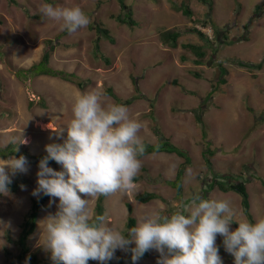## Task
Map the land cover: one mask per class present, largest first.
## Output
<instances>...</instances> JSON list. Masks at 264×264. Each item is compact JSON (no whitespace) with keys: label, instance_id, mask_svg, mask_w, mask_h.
Masks as SVG:
<instances>
[{"label":"rangeland","instance_id":"obj_1","mask_svg":"<svg viewBox=\"0 0 264 264\" xmlns=\"http://www.w3.org/2000/svg\"><path fill=\"white\" fill-rule=\"evenodd\" d=\"M123 1L139 22L135 32L130 30L131 26L125 29L116 21L119 0H0V148L13 144V137L23 138L26 144L18 145L19 139L13 144L19 147L20 155L39 157L46 152V145L63 143L59 138L63 130V138L67 137L66 127L73 118L72 104L78 94L95 90L104 96L105 103H114L105 94L111 87L127 101L136 97L133 76L143 74L140 85L145 96L154 99L151 115L154 120L149 117L150 101L134 100L127 106L130 117L143 122L140 133L143 141L157 143L154 133L157 124L166 137L187 151L192 164L184 174L183 192L179 196L172 183L176 182L181 158L165 153L140 158L142 168L135 178L134 190L118 192L104 200L108 226L125 234L129 216L137 223L151 213L171 215L177 211L174 204L184 203L195 193L203 196L214 174H232L240 180L249 178L244 183L252 220L242 209L238 194L224 193L219 187L206 194V199L228 200L236 207L233 208L237 216L230 230L238 228L237 220L255 223L264 219V67L251 72L227 62L264 60V0H211L212 6L199 0ZM46 3L54 7L80 6L90 18L88 27L62 38L71 47L59 46L52 54L51 66L75 72L78 78L73 82L42 76L24 79L17 74L40 60L44 40L65 32L60 22L41 14L40 8ZM182 4L190 8L191 17L185 15ZM257 6L260 8L256 9ZM204 21L207 26L203 25ZM95 24H103L117 42L98 36ZM191 28L203 31L207 38L185 33L175 48L163 43L159 33ZM140 30L142 34L138 33ZM96 43L111 60L110 64L94 55ZM185 45L202 47L205 56L198 57L197 52ZM218 63L226 69L224 84L217 79ZM194 73L201 78L196 79ZM212 91L210 100L202 106L203 98ZM198 114L202 124L196 120ZM209 143L212 149H218L212 157V170L202 155ZM7 159L0 158V164ZM38 165L29 163L27 173L15 175L6 169L12 183L7 194H0V264H10L21 253L18 240L23 224L31 212L32 201L39 197L32 195L38 187ZM49 167L62 171L59 164ZM16 185L19 187L14 190ZM146 193L160 198L146 204L137 200V196ZM97 200L89 206L92 217ZM58 204V198H51L40 210L37 229L28 239L29 253L21 264H30L33 255L40 264H53L51 253L43 246L41 222L49 214H55ZM216 243L223 264H234V257L224 250L223 237L218 235ZM129 254L117 249L108 264H122L118 258ZM158 259L159 253L150 250L146 258L135 264H157ZM89 264L99 262L90 260Z\"/></svg>","mask_w":264,"mask_h":264},{"label":"clouds","instance_id":"obj_2","mask_svg":"<svg viewBox=\"0 0 264 264\" xmlns=\"http://www.w3.org/2000/svg\"><path fill=\"white\" fill-rule=\"evenodd\" d=\"M119 6L120 15L123 12L121 5ZM127 7V11L132 12L136 24L131 26L130 30L135 32L139 22L132 9L128 5ZM259 8L260 6H257L256 9ZM40 12L44 17L60 22L61 28L68 32L66 35L88 27L91 22L80 6L54 7L46 3L41 6ZM116 21L119 22L118 17ZM119 24L125 29L129 27L127 24L120 22ZM96 26L107 29L103 24H95L93 26L95 31ZM168 31L164 33L159 31L163 43H165L163 36ZM211 31L214 32V28ZM138 33L142 34V30ZM97 35L100 36L98 33ZM110 36L114 42L106 37L105 39L116 43V36H112L111 33ZM96 46L99 47L98 52L103 53L101 45L97 43L93 53ZM195 77L201 78L196 75ZM220 77L221 73L217 79L224 84L226 81L221 80L226 75ZM77 78L78 76L75 77ZM143 78V74L133 76L132 83L136 97L127 100L130 103L123 101L118 96V92L116 93L111 87L106 89L105 94L111 97L114 103H105V98L99 91L78 94L72 104L73 118L66 127L67 137L63 138V130L59 134L63 143H51L45 146L47 155L39 162L38 187L32 195L43 194L59 200L55 214H49L41 222L45 237L43 246L51 253L53 264H89L90 260L98 261L99 264H108V261L114 258L117 249L130 251L133 264L150 250L159 253L157 264H223L216 243L218 235L223 237L224 250L234 257V264H264V219H258L255 223L237 220L235 223L238 224V228L234 231L230 230L237 212L234 209L236 207L233 208L228 200L204 199L202 195L196 194L189 204L183 202L174 204L173 207L177 211L171 215L151 213L143 216L135 227L127 230V235L121 230L108 226L104 215H97L93 219L89 207L91 201L101 196L111 197L118 192H131L135 188L134 181L142 168L140 157L145 154L146 141H143L140 135L144 127L143 122L131 118L127 106L133 104L134 100L150 101L152 108L149 117L154 120L151 117L154 114V99L150 100L143 93L140 85ZM134 80H137V84ZM109 89H112L117 98L107 93ZM154 128L158 138L157 143L161 139H167L177 146L171 138L163 134L160 126L156 124ZM157 131L159 134L156 133ZM18 139L20 140L18 145L27 143L23 138L16 137H13L11 142L16 144ZM177 147L187 153L183 148ZM207 150L214 153L205 154L204 157L203 152ZM18 151L17 146L14 152ZM217 151L218 149L210 147V143L202 151L205 162L206 158L210 161V167L207 165L209 170H212V157ZM165 154L178 156L175 153ZM49 161L61 165L62 171H55L49 167ZM6 169L10 170L12 175L27 173L29 162L24 155H20L19 158L13 155L0 164V194H7L8 185L12 183ZM214 175L218 176L217 180L220 182H232L237 178L232 174ZM236 180L247 182L246 179ZM133 244L135 247H130Z\"/></svg>","mask_w":264,"mask_h":264},{"label":"trees","instance_id":"obj_3","mask_svg":"<svg viewBox=\"0 0 264 264\" xmlns=\"http://www.w3.org/2000/svg\"><path fill=\"white\" fill-rule=\"evenodd\" d=\"M202 3H207L208 5H212V1L210 0H199ZM16 4V1H13ZM119 5H121V10L123 12V14H120L118 16V20L120 23L122 24H127L129 26H134L135 21L132 18V12L131 11H127L128 7L126 5V3L123 0H119ZM184 8V13L185 15L191 17L193 15V13L191 12L190 8L188 6H186L185 4H182V6ZM193 19V18H192ZM203 25L207 26V21L203 22ZM204 26V27H205ZM248 27V26H247ZM96 32L100 35V36H104V38H108L110 39L112 42H114V39L110 36V32L107 29H104L102 26H96ZM195 33L196 35H199L203 38H207L206 34H204L202 31L196 29V28H191V29H186V30H177V31H168L164 34L163 39L165 44H169L171 47H177V41L178 38H180L183 34L185 33ZM66 33H68L67 31H65L62 34H59L57 36H55V38L53 39H46L44 40V50H43V54L42 57L40 58V60L36 63H34L29 69L25 70V71H21L18 70L17 74H21V76H23V78H31V77H40V76H46V77H52V78H61L63 80L66 81H73L75 79V77L77 76L75 73H71V72H67L65 70H61V69H57L54 68L53 66H51V58H52V54L54 53V51L56 50V48H58L59 46H64V47H71V45H67L64 44L62 42V38L66 35ZM185 47H190L192 48L195 52H197V56L203 58L205 56V52L202 50V47H197L195 45H185ZM99 47L96 46L95 48V52L94 55L97 56L99 59H104V61L107 64L111 63V60L105 56L104 53L98 52ZM214 52H217V49L214 50ZM184 60H186L184 58ZM199 64L202 63V61H197ZM227 62H234L237 66H239L240 68H246L247 70L253 72L255 70H261L264 67V60L258 63H255L253 65L251 64H246L243 62H240V60L238 59V61H235L233 59V61H227ZM220 65L219 67V71L221 73V77L223 78L226 74V69L225 67H223V64H218ZM197 77H201L200 74L195 73ZM222 82H225V79L223 78L221 80ZM135 84H137V80H134ZM83 84V83H80ZM82 86V85H81ZM137 92H139V89H136ZM215 90V89H214ZM216 91V90H215ZM214 91L208 93V95L206 97L203 98L201 105L204 106L207 104V102L210 100L212 94ZM107 93L111 94L113 97L117 98L116 95L114 94V92H112V89H109L107 91ZM130 103V101H127ZM201 111V108H199V113ZM196 120L198 122H200L202 124V120H201V115H196ZM156 133L159 134V132L157 131ZM145 144V154L143 156L149 155V154H153V153H175L178 156H180L181 158H183V162L179 167L178 170V174L176 177V182L172 185L173 187L176 188L177 190V194L180 196L182 195L183 192V180H184V174L187 170V168L192 164V160L191 158L188 156V154L184 151H182V149L178 148L177 146L173 145L169 140L167 139H161L157 144L152 145L149 144L147 142L144 143ZM15 151V146L13 144H9L6 147L0 148V158L6 159V158H10L11 156H20V152H14ZM208 153H214V151L211 150H207L203 152V155L205 157V154ZM47 155V153L45 152L44 154L40 155L39 158L42 159L43 157H45ZM142 156V157H143ZM141 158V157H140ZM206 162L207 165L210 167V161L208 158H206ZM49 165H58L55 161H49ZM218 176L214 175L213 178L211 179L210 183L208 184L207 190H205V195L202 196L204 199H206V194L214 189L215 186H219V188L223 191V192H230L233 191L235 193H237L240 197H241V204L242 207L245 211L246 216L252 220V215L250 213H248V210L250 208V204H249V194L247 192V188L245 186L244 182H240L237 181L236 179L239 180V178L237 177L236 179H234L232 182L228 181V182H220L217 180ZM137 180V179H135ZM19 187V185L15 187L14 190H16ZM199 194V193H195L194 195ZM160 198L159 196H157L156 194H143V195H139L137 196V200L140 201L141 203H149L150 201L154 200V199H158ZM51 199V197L48 196H44L43 194H41L39 197H37L36 199H34L32 201V208H31V212L29 213L25 223L23 224V229L21 231L20 234V238L18 240V244L21 248V253L16 257V259L14 261H12L10 264H21L24 260V257L26 256V254L29 253V246H28V239L31 235H33L37 229V223H38V216L40 213V210L45 208L46 203ZM192 197L187 199L184 204H189L191 201ZM104 200L105 197L101 196L98 198L97 200V204H96V209H95V215L93 217V219L97 216V215H104ZM128 209H129V213H132V207L131 205H128ZM136 226V219L129 216L128 218V224H127V228L130 229L132 227ZM237 226V224H236ZM125 235H127V232L125 233ZM132 247V245L130 246ZM149 252V251H148ZM148 252H146L142 258H146L148 256ZM129 255L127 257H120L118 258V262L122 263V264H132L133 261L131 259V252L129 251ZM30 264H40L38 257L36 255H33L30 258Z\"/></svg>","mask_w":264,"mask_h":264},{"label":"water","instance_id":"obj_4","mask_svg":"<svg viewBox=\"0 0 264 264\" xmlns=\"http://www.w3.org/2000/svg\"><path fill=\"white\" fill-rule=\"evenodd\" d=\"M24 156L27 158L29 163H34L35 164V163H39L40 160H41L39 157H34V156H31V155H28V154H26Z\"/></svg>","mask_w":264,"mask_h":264}]
</instances>
